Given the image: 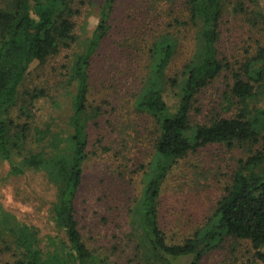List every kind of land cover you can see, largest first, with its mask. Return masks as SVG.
Here are the masks:
<instances>
[{"label": "trees", "instance_id": "16d2710c", "mask_svg": "<svg viewBox=\"0 0 264 264\" xmlns=\"http://www.w3.org/2000/svg\"><path fill=\"white\" fill-rule=\"evenodd\" d=\"M255 3L0 0V157L28 152L12 173L44 168L58 190L51 204L50 233L8 214L1 218L0 229L22 257L17 264H122L90 249L77 212L85 163L98 155L90 149L88 127L103 114L91 102L99 67L108 76L118 68L119 75L135 78L139 87L133 107L152 125V151L148 162L140 163L141 187L130 210L134 256L129 261L176 264L190 257V264H203L226 238L250 242L257 250L254 256L264 258L259 251L264 249V109L252 105L264 93V47L238 66L225 51L229 16L244 17L251 26L264 20ZM89 17L97 19L92 30L87 29ZM64 51L74 53L60 72L72 89L69 122L57 130L36 129L31 108L48 94L22 92L21 86L34 65L45 67ZM222 80L233 83L221 97L220 113L211 110L208 120L197 124L193 114L202 113L201 96ZM20 100L24 120L17 122L13 110ZM234 109L236 114H226ZM31 138L38 146L50 142L52 150H26ZM213 146L240 150L246 157L238 159L222 196L199 223L188 219L181 228L168 229L161 205L170 178L181 162ZM102 148L104 153L116 149Z\"/></svg>", "mask_w": 264, "mask_h": 264}, {"label": "rangeland", "instance_id": "374dc122", "mask_svg": "<svg viewBox=\"0 0 264 264\" xmlns=\"http://www.w3.org/2000/svg\"><path fill=\"white\" fill-rule=\"evenodd\" d=\"M253 7L264 16V0H256ZM87 22V29L92 30L97 19L89 17ZM228 27L225 51L234 66L264 47V20L251 26L244 17L235 20L229 16ZM78 33L83 34L81 30ZM73 54L64 51L45 67L34 65L31 75L21 86L22 92L38 89L48 94L31 108L35 114L36 129L47 130L51 127L57 130L58 127H67L71 115L72 89L60 72ZM99 69V73L93 75L95 89L92 90L91 102L95 108H102L103 114L91 121L88 127L90 149L98 152V155L91 154L92 158L84 166V180L77 200L78 220L90 249L112 261L135 264L129 261L134 256L129 239L133 233L130 210L141 187L143 168H140V163L148 162L147 156L152 151V137L148 132L152 125L133 107V95L139 87L135 78L119 75L118 68L109 76L108 70ZM232 83L222 80L207 89L199 105L202 113L193 114V121L203 124L213 113L211 110L217 109V113H220L223 103L221 97L228 90L227 85ZM166 100L170 105L175 101L171 94L166 96ZM252 102V105L257 104L264 109V93ZM22 105L23 101L20 100L13 110V118L17 122L24 120L20 116ZM226 114L232 116L236 114V109ZM135 132H138V137ZM107 146L116 148L115 152L104 153L102 147ZM50 147V142L38 146L31 138L26 150L51 151ZM26 155L28 152L24 153ZM24 156L17 157L16 153H11L9 158L0 157V220L8 214L12 220L34 225L47 234L52 230L51 204L56 201L58 190L52 185L51 177L49 173L46 175L44 168L27 169L23 174L12 173L13 167H21ZM245 157L243 151L213 146L181 162L170 178L161 205L167 228H181L188 219L199 223L198 220L212 210L222 196L225 185L238 168V159ZM5 234L0 229V264H17L22 257ZM259 251L264 254V249ZM256 252L248 241L226 238L218 249L205 257L203 264H264V258L254 256ZM190 262L191 258L187 257L176 264Z\"/></svg>", "mask_w": 264, "mask_h": 264}]
</instances>
